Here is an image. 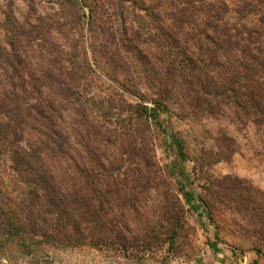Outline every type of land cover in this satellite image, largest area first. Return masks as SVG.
<instances>
[{
  "label": "trees",
  "instance_id": "16d2710c",
  "mask_svg": "<svg viewBox=\"0 0 264 264\" xmlns=\"http://www.w3.org/2000/svg\"><path fill=\"white\" fill-rule=\"evenodd\" d=\"M122 1L137 25L128 28V42L165 43L171 53H161L173 56L166 62L148 48V56L136 54L150 85L163 88L161 98L176 95L194 116H222L221 107L232 105L239 124L264 127V0ZM55 6L45 13L29 6L24 15L12 2L0 7V163L7 159L21 182L11 196L0 179V264L84 261L68 255L87 264H123L115 257L148 264L165 245L188 261L196 252L176 245L183 230L176 203L165 199L153 220L138 212L146 207L139 194L152 188L138 167L154 166L148 154L139 158L130 128L119 134L108 127L110 110L85 97L91 67L82 30L93 26L91 6ZM153 105L131 108L142 123L159 117L160 104ZM123 136L132 140L129 151ZM123 162L133 166L124 171ZM245 192L238 197L256 212L252 225L261 237L264 194Z\"/></svg>",
  "mask_w": 264,
  "mask_h": 264
},
{
  "label": "rangeland",
  "instance_id": "374dc122",
  "mask_svg": "<svg viewBox=\"0 0 264 264\" xmlns=\"http://www.w3.org/2000/svg\"><path fill=\"white\" fill-rule=\"evenodd\" d=\"M83 1L91 6L93 15V26H83L82 30L81 49L91 67L85 97L93 98L110 110L111 124L108 127L119 134H125L130 128L129 132L136 137L134 147L139 158L144 150L153 162L154 166L147 172L138 165L141 173L150 176L152 182V188L139 194L146 204V207L138 208L140 215L153 220L160 214L162 202L172 200L179 208L183 226L176 245L185 252H196L187 261L186 257L172 256L165 245L149 258L148 264H264V228L260 229L261 237L254 234L252 222L256 220V212L251 211L250 203L238 197L239 194L247 197V189L260 196L264 194V127L239 124L232 105L221 107L222 116H194L176 95L161 98L159 93L163 88L150 85V70L144 74L147 66L138 60L136 54L142 51L148 56L144 52L148 48L152 55L167 62L173 56L167 55L171 52L165 43L142 46L128 42V28L137 29L128 2L96 0L99 3L94 6L92 0ZM11 2L17 15L26 14L29 6L37 4L38 11L43 13L57 8L56 0H0V7L3 9ZM134 13L139 14L137 10ZM3 38L4 33L0 31V40ZM134 45L135 51L128 49ZM163 51L167 54H162ZM155 66L165 67L167 64ZM155 102L160 104L159 117L156 120L142 117V121H146L141 123L131 106L151 108ZM123 137L127 139L123 147L129 151L132 140ZM117 147L119 145L113 150ZM122 164L124 171L133 166L130 162ZM0 165L3 188L6 187L11 196L19 195L21 182L11 173L10 162L6 159ZM184 194L190 195L189 202L185 201ZM244 206H248L246 210ZM125 211L127 217L134 215L128 208ZM68 256L71 260L83 259L80 264H87L89 260ZM114 260L136 264L125 257H115ZM66 264L72 262L66 261Z\"/></svg>",
  "mask_w": 264,
  "mask_h": 264
}]
</instances>
